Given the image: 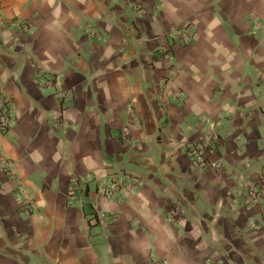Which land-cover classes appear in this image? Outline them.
Segmentation results:
<instances>
[{
	"label": "crops",
	"instance_id": "crops-1",
	"mask_svg": "<svg viewBox=\"0 0 264 264\" xmlns=\"http://www.w3.org/2000/svg\"><path fill=\"white\" fill-rule=\"evenodd\" d=\"M0 87V264H264V196L239 184L264 171V0H0ZM119 174L139 185L100 196Z\"/></svg>",
	"mask_w": 264,
	"mask_h": 264
},
{
	"label": "built area",
	"instance_id": "built-area-1",
	"mask_svg": "<svg viewBox=\"0 0 264 264\" xmlns=\"http://www.w3.org/2000/svg\"><path fill=\"white\" fill-rule=\"evenodd\" d=\"M139 15H144L145 11L135 8ZM19 29H27L25 26L19 27ZM86 34L89 37H96V32L93 28H87ZM173 36L178 38L181 43H187L189 36L176 31ZM164 60H168L170 55L167 52H162ZM174 74V73H172ZM57 96L62 98H69V92H58ZM176 97H180L181 94H175ZM10 102L4 98V92L0 87V132L6 133L10 126V118L13 114V106ZM57 121V120H56ZM61 122V121H60ZM200 129V136L187 144V157L190 165V169L194 173H201L210 168L209 158L216 151L218 134L214 127L210 126L205 120H201L198 124ZM128 127L124 126L120 130V137L123 141H129ZM13 162L7 159L0 152V173L8 177L13 178ZM218 167V166H217ZM239 184L242 188V205L244 208L251 209L260 204L262 197L264 196V171L260 174L257 180H251L245 177L239 178ZM139 185L137 178L126 176V174L110 175L105 180L97 184V191L100 196L107 200H115L121 197L123 192H133ZM83 182L80 177L71 178L68 185V199L77 200L78 197L83 196ZM17 204H21L20 198L16 199ZM28 214V213H27ZM176 217H170L169 221H175ZM253 225V221H250Z\"/></svg>",
	"mask_w": 264,
	"mask_h": 264
}]
</instances>
